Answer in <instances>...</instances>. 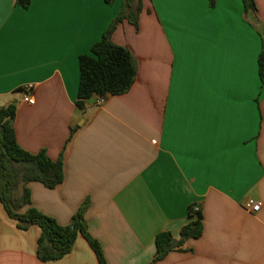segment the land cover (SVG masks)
<instances>
[{
	"label": "crops",
	"instance_id": "crops-1",
	"mask_svg": "<svg viewBox=\"0 0 264 264\" xmlns=\"http://www.w3.org/2000/svg\"><path fill=\"white\" fill-rule=\"evenodd\" d=\"M254 1L255 26L242 0H143L138 28L124 19L112 35L136 60L133 86L81 108L79 57L123 0H0V107L16 103L24 150L64 155V182L29 183L31 205L61 226L86 205L106 264H264V0ZM192 206L202 235L154 263L156 236L179 240ZM40 234L0 202V264H99L80 234L62 259L40 261Z\"/></svg>",
	"mask_w": 264,
	"mask_h": 264
},
{
	"label": "trees",
	"instance_id": "trees-1",
	"mask_svg": "<svg viewBox=\"0 0 264 264\" xmlns=\"http://www.w3.org/2000/svg\"><path fill=\"white\" fill-rule=\"evenodd\" d=\"M143 0H123L122 10L108 29L96 42L89 54L79 57L80 79L78 85V107H83L85 100L94 95L116 96L127 93L133 86L137 65L129 49L115 44L112 40L117 25L124 19L138 28L139 15ZM216 0H209L214 6ZM32 0H16V5L28 9ZM112 3L113 0H106ZM244 18L255 26L260 24L256 16L254 0H242ZM261 33V32H260ZM259 76L264 79V38L259 55ZM17 114L16 103L0 107V202L8 216L17 221L20 230L38 226L41 234L38 239L37 256L42 262H53L69 254L78 235H82L94 251L99 264H106L100 244L90 236L84 214L86 205L72 217L69 225L61 226L31 205V193L28 184L39 182L46 188L54 189L65 180L63 153L57 160H52L45 150L31 154L24 150L17 141L14 119ZM74 130L72 129L73 135ZM71 138V137H70ZM188 215L191 221L186 224L179 240L170 232L156 236V254L153 262L163 260L172 251H181L187 240L202 235V214L190 207Z\"/></svg>",
	"mask_w": 264,
	"mask_h": 264
},
{
	"label": "built area",
	"instance_id": "built-area-1",
	"mask_svg": "<svg viewBox=\"0 0 264 264\" xmlns=\"http://www.w3.org/2000/svg\"><path fill=\"white\" fill-rule=\"evenodd\" d=\"M27 91H28V94H27V97H26V101L29 103V104H33L34 103V99H33V95H32V90H33V85H29L26 87ZM105 100V96H99L98 97V100H97V103L98 104H102ZM244 208L246 210H248L249 212L251 213H257L260 211L261 207H262V202L261 201H258V200H254L252 198H249L247 199L244 204H243ZM195 210H199V207L198 206H195Z\"/></svg>",
	"mask_w": 264,
	"mask_h": 264
}]
</instances>
